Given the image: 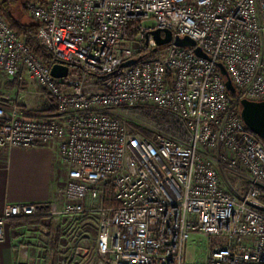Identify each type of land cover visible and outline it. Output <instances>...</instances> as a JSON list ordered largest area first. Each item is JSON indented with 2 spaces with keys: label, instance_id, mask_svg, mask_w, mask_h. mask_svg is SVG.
Returning a JSON list of instances; mask_svg holds the SVG:
<instances>
[{
  "label": "built area",
  "instance_id": "obj_1",
  "mask_svg": "<svg viewBox=\"0 0 264 264\" xmlns=\"http://www.w3.org/2000/svg\"><path fill=\"white\" fill-rule=\"evenodd\" d=\"M25 7L53 63L33 55L0 13V75L35 83L55 113L0 105V150L52 146L66 180L59 201L5 204L0 243L12 219L72 224L94 214L96 264H184L192 236L213 241L200 264H264V140L240 117L241 99L264 100V0ZM156 29L190 37L207 58L166 45L141 60L160 48L149 34ZM130 59L139 61L123 68ZM56 62L69 65L66 77L51 75ZM218 63L239 97L229 96ZM145 115L158 119L152 137L140 130Z\"/></svg>",
  "mask_w": 264,
  "mask_h": 264
},
{
  "label": "crops",
  "instance_id": "obj_2",
  "mask_svg": "<svg viewBox=\"0 0 264 264\" xmlns=\"http://www.w3.org/2000/svg\"><path fill=\"white\" fill-rule=\"evenodd\" d=\"M6 78L7 82L0 89L10 90L9 93L13 95L7 96L0 92L2 102L17 106L28 116L55 113L47 99L35 93L38 90L35 83L24 77L20 80ZM40 104L46 106L38 110ZM65 180L66 168L60 164L52 146L0 150V215L5 204L59 201ZM25 218L12 219L6 223L0 243V264H52L48 259V250L52 245V233L55 232L54 243L61 234L60 226L55 230L53 219L49 220L51 218H46L49 223L43 219L36 221ZM54 222L60 224L66 221L54 219ZM97 233L96 225V236Z\"/></svg>",
  "mask_w": 264,
  "mask_h": 264
},
{
  "label": "rangeland",
  "instance_id": "obj_3",
  "mask_svg": "<svg viewBox=\"0 0 264 264\" xmlns=\"http://www.w3.org/2000/svg\"><path fill=\"white\" fill-rule=\"evenodd\" d=\"M22 9V8H21ZM20 7L16 9V16L22 22L32 21L31 16L27 11L21 10ZM150 22H145V26H150ZM182 37V36H181ZM7 78L4 75H0V87L3 83L7 82ZM2 88V87H1ZM31 89H34L31 87ZM5 91V92H4ZM1 93L7 94V96H12V93H9L10 90L0 89ZM44 103V102H43ZM43 106L40 104L38 110L42 109ZM132 114L131 112H124V116ZM137 118V117H136ZM137 119L141 120L144 125L147 126V130L151 127H154V120L157 122L158 119H152L151 117L145 115L138 117ZM157 126V124H156ZM234 184H237V181H233ZM47 221L45 217L41 218ZM75 222L72 224L61 222L60 224L53 221V228L57 230V227L60 226V232L54 243L55 232L52 233V245L50 250H48L49 260L51 262H58L61 264H96L98 255L96 251V215L91 217H78ZM52 223V222H51ZM56 224V225H55ZM58 224V225H57ZM72 225V226H71ZM211 240L207 238H202L199 236H192L185 246L184 251V264H200L203 263L206 259V251L212 245ZM58 259V261H57Z\"/></svg>",
  "mask_w": 264,
  "mask_h": 264
},
{
  "label": "water",
  "instance_id": "obj_4",
  "mask_svg": "<svg viewBox=\"0 0 264 264\" xmlns=\"http://www.w3.org/2000/svg\"><path fill=\"white\" fill-rule=\"evenodd\" d=\"M158 47L172 45L174 47H190L193 48V52L202 58H207V56L201 51L199 47H195V42L188 36L179 37L171 34L169 30L166 29H156L149 33ZM139 59H130L122 64V67H129L137 63ZM68 64L62 62H56L50 69V73L54 78H64L67 76ZM219 71L225 77V88L231 94L236 92L229 76L224 69L222 64H217ZM240 117L244 125L252 132L254 135L264 140V100L262 101H252L246 98L240 100Z\"/></svg>",
  "mask_w": 264,
  "mask_h": 264
},
{
  "label": "trees",
  "instance_id": "obj_5",
  "mask_svg": "<svg viewBox=\"0 0 264 264\" xmlns=\"http://www.w3.org/2000/svg\"><path fill=\"white\" fill-rule=\"evenodd\" d=\"M29 1L34 0H0V13L4 18L5 22L9 26V28L17 35V37L24 42L30 52L35 55L44 65L50 66L53 63V55L43 47H41L36 39V33L38 29V23L33 19L32 21L22 22L16 16V9L20 7L21 10L26 11L25 4ZM166 50V46L158 48L155 52L154 50L149 51L144 55L139 54L137 57L141 60L145 59H153L159 57V52ZM225 69V68H224ZM218 72L219 69H217ZM222 78L225 80L224 75L220 72ZM240 95V91L238 88L234 94L229 93V96L232 98H237ZM9 105L7 102H2L0 100V105ZM138 128V127H136ZM142 134L147 137H152L153 133L145 128H140ZM110 189L108 190V196H111ZM43 217H33V218H25L27 220L34 219L40 220ZM58 261V259H57ZM52 264H61L58 262H53Z\"/></svg>",
  "mask_w": 264,
  "mask_h": 264
}]
</instances>
